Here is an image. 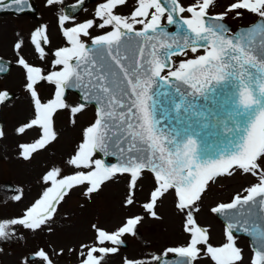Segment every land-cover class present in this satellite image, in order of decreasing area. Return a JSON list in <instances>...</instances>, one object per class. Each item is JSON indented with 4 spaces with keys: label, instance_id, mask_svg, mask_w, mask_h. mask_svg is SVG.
<instances>
[{
    "label": "snow or ice",
    "instance_id": "obj_1",
    "mask_svg": "<svg viewBox=\"0 0 264 264\" xmlns=\"http://www.w3.org/2000/svg\"><path fill=\"white\" fill-rule=\"evenodd\" d=\"M61 2L46 0L47 5ZM127 4L128 0H105L95 13L99 24L87 20L65 27L69 17L61 16L59 24L66 46L52 53L50 70L25 59L23 37L14 42L16 63L24 72V87L33 106L32 118L18 127L17 133L31 129L39 132L34 142L19 145L24 160L32 159L57 140L54 117L59 111L69 110L75 117L89 103L97 107L94 121L83 129L80 143L66 161L73 173L65 175L59 167L47 171L42 181L49 186L40 197L20 217L0 221V240L15 236L13 226L32 232L42 230L72 189L83 186V194L90 197L118 175L128 177L124 206L134 207L139 182L148 172L154 187L141 205L145 214L160 219L158 204L174 192L175 209L184 216L183 230L188 239L151 261L125 258L123 264H198L202 253L214 264H243L236 231L253 238L251 264H264V215H258L264 213V0H233L217 14H212L218 6L216 0H193L187 7L181 0H135L129 15L118 14L117 9ZM13 7L19 12L30 10L31 5L29 0H0V11ZM244 12L255 14L260 22L238 35L231 34L226 17H239ZM166 25L174 26L175 32H169ZM95 27L111 30L92 37L90 30ZM84 37L91 38V45ZM28 42L39 59L47 58L43 46L50 43L46 25L33 30ZM201 48L203 54L195 58L178 64L172 60ZM5 71L6 67L0 65V72ZM41 82L54 86L53 96L46 102L39 95ZM73 88L82 92L83 102L70 105L65 96ZM173 89L183 98L181 103H175ZM197 96L211 104L210 111L218 117L223 107L226 119L221 121L220 134L190 115L197 108L193 103ZM11 99L8 91H0V105ZM165 99L177 113L185 114L176 118L178 130L162 126ZM202 115L196 112V116ZM4 136L0 130V138ZM98 153L116 155L119 163L109 165L96 158ZM237 172L256 177L258 183L245 188L246 195L238 193L231 202L211 208L227 221L226 243L213 246L209 230L198 223L195 214L210 182ZM14 199L19 201L21 196ZM144 219L143 215L129 216L114 231L93 224V244L82 243L79 249L69 248L68 252L78 254L79 264H107L106 258L120 251L124 237L137 234ZM56 254L62 255L63 249ZM169 254L178 259H163ZM35 255L41 264H54L43 249Z\"/></svg>",
    "mask_w": 264,
    "mask_h": 264
},
{
    "label": "rangeland",
    "instance_id": "obj_2",
    "mask_svg": "<svg viewBox=\"0 0 264 264\" xmlns=\"http://www.w3.org/2000/svg\"><path fill=\"white\" fill-rule=\"evenodd\" d=\"M34 1L39 8V16L0 15V58L13 64L9 74L0 76V91L14 94V98L0 108V130L5 133L4 138H0V221L20 217L40 197L43 190L49 186L43 183L42 177L52 167H56L57 162L62 163L60 168L65 175L73 173L74 169L66 161L74 154L81 141L83 129L94 121L96 113L92 106H86L84 112L75 117H72L69 110L59 111L54 117L57 140L45 150L34 154L30 160H24L20 154L19 145L34 142L39 137V132L31 129L25 134L17 133V128L32 118L33 106L31 97L24 87V72L16 63L13 44L23 37L25 59L46 71L50 70L51 61L54 59L52 53L57 48L66 46L59 24L62 8L65 4L76 0H62L55 5H47L46 0ZM103 1L105 0H94L78 19L70 23L66 22L65 27H72L83 23L84 19H90L96 8L95 2L100 5ZM181 1L185 4L193 2V0ZM134 6L135 0H128V4L117 9V12L129 15ZM42 25L47 26V35L50 39V43L45 47L48 53L45 60L39 59L33 46L28 42L30 33ZM97 29L90 30L91 36L104 31ZM83 39L90 40V37ZM199 54V52L186 53L177 58L176 63ZM38 91L42 101L46 102L52 98L54 86L41 82ZM66 102L75 105L79 103V98L75 94H70ZM72 119H75V124L71 123ZM96 158H99L98 155ZM255 183H258L256 177L239 172L232 177H220L216 182H210L209 189L200 203V211L195 215L198 223L209 230V242L213 246L218 247L226 243V227L217 215L211 212V208L220 203L231 202L238 193L246 195L243 190ZM127 185L128 177L118 175L107 181L98 193L90 197L83 194V186L72 189L59 205L53 220L43 226L42 230L32 232L21 226H13L16 229L15 236L10 240H0V250H2L0 264H41L39 259H29L30 255L40 249L49 254L54 264H79L78 254L70 253L68 249H79L82 243L92 245L95 237L91 227L93 224L114 231L132 215H143L145 219L138 226L135 236L124 237L126 247L120 246L117 254L106 258L107 264H123L125 258L151 261L153 256L161 255L167 248L184 245L188 234L183 230V214L175 209L174 192L167 194L158 204L157 211L161 218L157 220L148 217L141 207L154 187L152 174L146 172L143 180L139 182L136 192L137 204L134 207L124 206L123 203ZM16 195H20L21 200L16 201L14 199ZM235 238L237 246L243 250V264H251L254 252L249 240L243 236ZM61 249L63 254L57 255L56 253ZM198 264H214V262L202 253Z\"/></svg>",
    "mask_w": 264,
    "mask_h": 264
},
{
    "label": "water",
    "instance_id": "obj_3",
    "mask_svg": "<svg viewBox=\"0 0 264 264\" xmlns=\"http://www.w3.org/2000/svg\"><path fill=\"white\" fill-rule=\"evenodd\" d=\"M29 4L31 5L30 10H24V11H19L18 12L13 7L12 9H9V10H6V11H0V13L12 12V13H22V14H29V15L37 16V10H36V7H35L34 3L31 0H29ZM80 4L81 3H79L78 5H80ZM169 27H170V25L166 26V29L168 30ZM246 29L247 28L238 31L237 35L239 33H241L242 31L246 30ZM0 65H3L7 69V71H5V72H0V75L7 74L9 72L10 68L12 67V64L10 62L5 61V60H1V59H0ZM70 91L76 92L80 96V99H81L82 92L79 89L73 88V89L67 90L66 96L68 95V93ZM165 91H167V89H165ZM172 94H173V97L175 99V103H181V100L183 98H181L178 93H175L174 89L172 90ZM10 96L13 98L12 94H10ZM66 96H65V98H66ZM187 99H192V98L188 97ZM81 102H83V101L81 100ZM184 102L186 103L187 101L185 100ZM193 103L197 106V108L192 109L190 111V115L192 116V118L193 119H201V121L203 123L209 124L210 127L216 132V134H220V132L222 130L221 121L223 119H226V116L224 115V112H223V107L222 106L220 107L221 115L218 117L212 111H210L212 109V105L211 104H206L202 97L197 96L193 100ZM89 104H94V103H89ZM220 104H222V102L218 101V105H220ZM201 105H204V107L201 108L200 107ZM164 107L166 108V111H164L163 115L160 117V119L162 121V126L164 128H166V129H168V130H172V129H177L178 130L179 129V121L176 118L178 116H184L185 114L183 113V111H181L180 113H177L175 108H174V106L172 105V103L168 99H165ZM198 110L203 113V115L200 116V117L196 116V112ZM203 117H207V119L204 120ZM98 154H99L100 158L104 159L105 163H107L109 165L119 163L116 155H105V154H102V153H98ZM111 159H113V160H111ZM258 215H264V213H259L258 212ZM219 216L223 219V221L225 223H227V221L225 220V218L223 216H221V215H219ZM234 234L247 236L250 239V241H251L252 247L254 248L253 238L248 236L245 232L236 231V232H234ZM163 259L174 261V260H177L178 258L177 257H174V258L172 257V258H163Z\"/></svg>",
    "mask_w": 264,
    "mask_h": 264
},
{
    "label": "flooded vegetation",
    "instance_id": "obj_4",
    "mask_svg": "<svg viewBox=\"0 0 264 264\" xmlns=\"http://www.w3.org/2000/svg\"><path fill=\"white\" fill-rule=\"evenodd\" d=\"M233 2V0L231 1V3ZM96 3V2H95ZM217 7H215L213 10H212V13L214 14H217V13H220V12H223L225 10V8L229 5V4H225V3H217ZM121 8V7H120ZM96 9V8H95ZM119 9V8H118ZM119 14V13H118ZM260 18H258L255 14H251V13H248V12H244L242 16H239V17H234L232 16L231 14H229L228 17H226L225 21H229L233 24H239V21L241 22H246V23H251V22H254L256 20H258ZM96 22H98V20L96 19L95 20Z\"/></svg>",
    "mask_w": 264,
    "mask_h": 264
},
{
    "label": "bare ground",
    "instance_id": "obj_5",
    "mask_svg": "<svg viewBox=\"0 0 264 264\" xmlns=\"http://www.w3.org/2000/svg\"><path fill=\"white\" fill-rule=\"evenodd\" d=\"M61 160L60 161H62V158H60ZM58 161V160H57ZM61 162H57V164H56V167H59L60 168V166H61ZM53 168V167H52Z\"/></svg>",
    "mask_w": 264,
    "mask_h": 264
}]
</instances>
